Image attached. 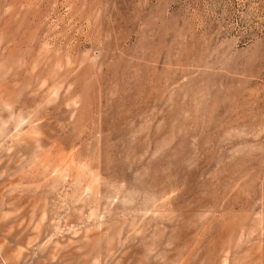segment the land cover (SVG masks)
<instances>
[{
  "label": "rangeland",
  "instance_id": "1",
  "mask_svg": "<svg viewBox=\"0 0 264 264\" xmlns=\"http://www.w3.org/2000/svg\"><path fill=\"white\" fill-rule=\"evenodd\" d=\"M0 264H264V0H0Z\"/></svg>",
  "mask_w": 264,
  "mask_h": 264
}]
</instances>
